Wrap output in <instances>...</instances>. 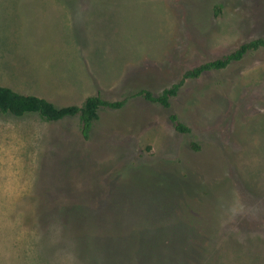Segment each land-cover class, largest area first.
Here are the masks:
<instances>
[{"label": "rangeland", "instance_id": "rangeland-1", "mask_svg": "<svg viewBox=\"0 0 264 264\" xmlns=\"http://www.w3.org/2000/svg\"><path fill=\"white\" fill-rule=\"evenodd\" d=\"M263 37L264 0H0L1 86L126 100L0 116V264H264V49L135 97Z\"/></svg>", "mask_w": 264, "mask_h": 264}, {"label": "trees", "instance_id": "trees-1", "mask_svg": "<svg viewBox=\"0 0 264 264\" xmlns=\"http://www.w3.org/2000/svg\"><path fill=\"white\" fill-rule=\"evenodd\" d=\"M264 49V37L241 45L234 53L221 59L210 61L186 71L180 81L170 89L164 90L160 96L153 98L147 91H141L135 97H142L144 100L158 104L162 108L170 107V100L176 97L179 89L186 80H196L208 72L225 70L233 63L239 62L244 55ZM126 103L124 101L105 102L99 96H89L80 105L57 106L54 103L33 94H24L12 90L9 87L0 85V116H7L14 119H22L28 116H36L48 123H56L69 118H77L79 133L84 141L89 137L90 130L99 119L103 110L119 111ZM169 121L173 129L185 136L189 130L181 124L177 117L172 115ZM194 151L198 147L192 145Z\"/></svg>", "mask_w": 264, "mask_h": 264}]
</instances>
